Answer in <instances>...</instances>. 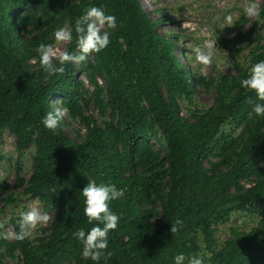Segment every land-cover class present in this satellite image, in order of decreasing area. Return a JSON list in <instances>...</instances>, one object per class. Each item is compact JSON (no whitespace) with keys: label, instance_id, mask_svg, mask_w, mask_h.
I'll use <instances>...</instances> for the list:
<instances>
[{"label":"trees","instance_id":"1","mask_svg":"<svg viewBox=\"0 0 264 264\" xmlns=\"http://www.w3.org/2000/svg\"><path fill=\"white\" fill-rule=\"evenodd\" d=\"M93 6L114 15L117 27L109 30V45L84 62L95 87L85 98L76 66L67 63L63 75H49L36 49L51 44L56 27L68 23L73 39L67 52L75 53V22ZM260 19L264 24V0ZM160 23L143 0H0V135L10 129L20 148L36 135L33 174L26 182L18 164L17 185L26 183L22 195L37 198L45 212L54 213L48 235L2 240L11 260L95 264L83 258L73 237L77 229L94 226L83 214L80 190L95 181L125 190L124 197L110 202L120 220L109 233L112 255L99 264H174L176 255L199 256L203 249L208 264H264V116H257L248 101L264 102L240 85L250 66L264 60V44L254 48L247 65L236 64V75L208 81L181 59L186 48L174 34H161ZM197 86L207 93L213 89L215 103L183 117L180 100L192 104ZM54 97L71 120L82 119L86 134L73 129L72 137L64 119L55 134L43 126L42 118L56 106ZM93 103L101 118L108 117L102 124L86 115ZM229 122L242 128L237 137L221 136ZM153 141L164 149L163 156ZM2 200L0 212H5L19 197ZM236 213L262 219L250 232L232 229L233 237L218 248V228ZM18 219H11L14 231ZM177 219L183 224L173 235L171 223ZM0 264H5L1 253Z\"/></svg>","mask_w":264,"mask_h":264},{"label":"rangeland","instance_id":"2","mask_svg":"<svg viewBox=\"0 0 264 264\" xmlns=\"http://www.w3.org/2000/svg\"><path fill=\"white\" fill-rule=\"evenodd\" d=\"M247 0H143L147 11L151 18L161 20L158 25V30L161 34L177 37L179 44L186 48V56L189 54L190 49L186 45H194L200 43L206 36H210L213 39H217L216 56L213 65L208 69V75L205 77L208 81H219L222 76L236 75V64L247 65L254 48L260 43L264 44V24L258 18L259 24L255 20L248 19L243 12L244 5ZM260 2V11L263 4V0ZM228 14H231L234 18L236 26L224 27L223 19ZM187 21L192 22L197 26V31L192 32L189 30H183L182 25ZM55 21V18H52ZM51 24V23H50ZM67 26L70 29L68 23L56 27L53 31L50 39L54 46L56 44L54 40V33L60 27ZM71 30V29H70ZM233 33L235 35H233ZM20 34L25 35L24 32ZM26 36V35H25ZM242 36V40L236 45L234 42ZM28 37V36H26ZM70 42L62 44L59 47L67 51ZM186 56L181 55V59L192 67L193 71L197 72L198 66H195L193 62L187 61ZM222 61L220 67H217V62ZM58 63V62H57ZM85 64L82 63L75 65L77 68V77L80 82L85 85V98H89L95 87L90 83L85 72ZM100 85L104 88L105 82L100 78ZM198 92L193 103L190 104L184 99L180 100L181 114L183 117H189L190 111L194 110H206L214 105L216 100V93L211 89L208 93L200 87H196ZM164 92L167 96V91L164 88ZM59 98H52L56 106H51L52 109L57 107L56 102ZM80 104H83L81 101ZM52 105V102L50 103ZM60 106V104H59ZM61 107V106H60ZM87 116H93L99 121L100 124L104 120H108V117L101 118L98 108L93 103L86 111ZM65 130L75 137L73 129L81 130L82 134H86L87 129L82 124V119L78 117L76 120H71L68 113L63 118ZM242 128L235 123H227L221 131V136H233L237 137L241 133ZM36 135H32L31 143L24 148H20L16 135L10 130H4L0 135V197H6L11 194L19 197L17 205L9 207L5 212H0V224L4 225V230H14L11 224V219L14 215H19L21 212H26L29 207L36 204L45 211L44 205L35 197L22 195L27 184L21 183L17 185V165L22 167L21 177L27 182L33 174V163L36 155L37 146L34 143ZM156 150L163 156L164 149L158 145L155 141ZM208 167V164L206 163ZM248 184V182H243ZM247 186V187H248ZM4 206V201L0 202V209ZM51 220L46 225H38L36 229L32 231L31 240L35 241L50 233L49 227L54 217V213L50 212ZM261 216L257 214L249 213H236L232 216L231 222L225 225H221L216 233V239L218 241V248L222 247L232 235V229H237L241 232H250L252 229L257 228L261 222ZM0 238V243L2 242ZM13 241V240H11ZM0 253L5 257V264H21L22 258L19 254V258L11 260L6 256V253L0 247ZM204 259V264H208V253L205 249L199 254Z\"/></svg>","mask_w":264,"mask_h":264},{"label":"clouds","instance_id":"3","mask_svg":"<svg viewBox=\"0 0 264 264\" xmlns=\"http://www.w3.org/2000/svg\"><path fill=\"white\" fill-rule=\"evenodd\" d=\"M243 12L248 19L255 20L259 24V0H247ZM223 23L224 27L236 26L231 14L224 17ZM116 27L117 19L114 15L106 14L100 7L87 8L75 22L76 52L69 53L59 47L73 39L72 31L67 26L60 27L54 33L55 46L41 43L37 47L40 67L49 75H63L65 64H82L90 55L104 50L110 43L109 30ZM182 28L192 32L197 31V26L187 20L183 23ZM233 35L235 34L233 33ZM216 43L217 39L206 36L198 44L186 45L190 49L187 55L188 60L198 66L197 76L207 77L208 69L217 59L216 53L219 48L216 47ZM35 62L33 60V63ZM221 64L222 61H218L217 67H220ZM240 85L244 89L254 92L258 101L264 102V60L250 66L247 77L240 81ZM248 102L253 103V112L257 116H264V103H254L251 99ZM56 104L58 106L48 111L41 120L43 126L54 134L68 111L67 108L59 106L60 101H57ZM80 192L84 198L83 214L87 218V222L94 226L88 231L83 228L77 229L73 232V237L82 245L83 258L99 264L102 259L107 260L112 255L111 252H107L109 233L117 228L120 220V217L111 210L110 202L124 197L125 190L118 189L113 183L97 184L95 181H88ZM50 220L51 216L47 212L33 204L28 211L19 214L18 231L4 230V225L0 224V238L23 241L31 236L32 231L38 225H46ZM182 224L183 221L177 219L171 223L170 232L173 235L176 234ZM174 264H204V259L200 256H186L181 253L174 257Z\"/></svg>","mask_w":264,"mask_h":264},{"label":"built area","instance_id":"4","mask_svg":"<svg viewBox=\"0 0 264 264\" xmlns=\"http://www.w3.org/2000/svg\"><path fill=\"white\" fill-rule=\"evenodd\" d=\"M249 187V186H248Z\"/></svg>","mask_w":264,"mask_h":264}]
</instances>
